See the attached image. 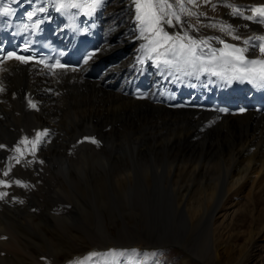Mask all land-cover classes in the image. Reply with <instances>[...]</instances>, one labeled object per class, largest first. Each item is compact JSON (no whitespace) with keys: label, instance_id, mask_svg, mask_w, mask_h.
I'll return each mask as SVG.
<instances>
[{"label":"bare ground","instance_id":"obj_1","mask_svg":"<svg viewBox=\"0 0 264 264\" xmlns=\"http://www.w3.org/2000/svg\"><path fill=\"white\" fill-rule=\"evenodd\" d=\"M167 2L174 4L170 11L181 20L178 24L172 16L171 26L162 25L163 32L173 40H167L163 32L147 23L141 29L145 35H138L136 30L141 27V21L137 0H112L104 17L111 20L108 30L114 44L107 45L98 58L122 49L128 54L112 71L131 64L138 67L146 62L157 69L161 66L156 63L165 59L175 38L184 37L185 33L205 48L238 42L254 49L257 45L253 40L264 36V30L254 18L247 19L254 17L249 5L264 0H182L184 12L174 0ZM188 12L192 15H187ZM184 40L190 42L188 38ZM25 90L30 91L37 107H29L22 99ZM37 127L43 129L38 143ZM21 129L29 133L31 141L27 145L19 144L20 151L14 153L9 143L20 137ZM80 136L85 138L77 145L75 140ZM0 145L4 146L0 148V264H54L62 243L55 242L50 233L58 239L71 231L77 237L86 233L93 247H110L113 238L106 233L101 216L95 218L93 226L87 217L91 214L89 203L95 204L98 200L103 207L109 199L132 194L135 192L132 191L135 166L148 163L145 158L161 160L166 152L172 153L178 161L170 163L174 172L186 173L189 183L170 178V190L164 191L159 168L152 178L145 173L141 185L152 197L136 195L130 210L142 219L144 236L148 239L159 236V241L171 240L167 235L155 232L161 228L157 223L152 222V227L149 226L154 216L159 220V209L170 208L179 214L182 225L187 222L193 228L209 232L202 244L203 262L207 252L214 257L222 254L230 261L234 246L229 243L217 250L216 241L212 242L219 224L213 227L211 223L210 216L215 207H210V203L215 196L220 199L233 190L243 192L251 180L245 204L240 208L244 215L243 229L236 231L237 240L241 242L238 251L244 253L250 242L264 239V219L261 218L264 215L262 114L245 112L239 116L219 117L212 113L167 109L148 100L136 101L122 96L96 82H70L68 78H57L51 84L28 66L8 63L0 76ZM5 161L10 162L7 168ZM220 165H230L221 191L217 181H206L210 177L209 169L216 166L217 171ZM194 185H198L195 196L192 194ZM23 189H30L35 198L34 202L31 197L27 199L31 202L28 207L20 204ZM256 194L260 195V208H257ZM153 198L159 202L156 207ZM185 199L187 204H184ZM110 212H113L112 208ZM232 223L227 222V232L236 228ZM42 225L50 232L44 231ZM88 228H95L97 234L88 233ZM39 230L42 232L40 240L36 238ZM133 233L126 224L121 227L119 235L126 239L121 243H132ZM90 259L91 252L78 264H88ZM186 261L183 257L182 262Z\"/></svg>","mask_w":264,"mask_h":264},{"label":"rangeland","instance_id":"obj_2","mask_svg":"<svg viewBox=\"0 0 264 264\" xmlns=\"http://www.w3.org/2000/svg\"><path fill=\"white\" fill-rule=\"evenodd\" d=\"M169 153L170 152L163 153L162 156L160 157L162 158L161 160L152 157L145 158L148 163L145 162L146 163L145 164L144 162H141L138 168L137 165L135 166V168L137 169L136 171L137 173L135 172L136 179L134 186L132 188V191L135 192H132V194L129 193L128 196L125 197L121 196L120 198L109 199L108 202L105 203L106 205H104L103 207L100 206L98 200H97L98 204L96 203V200H95V204L89 203V205L91 206L92 215L87 214V217L91 220L92 226L93 224H96L95 218L101 216L103 222L102 224L103 227H105L104 229L106 233H108L110 238L111 237L113 238L112 242H115L114 244L111 242L112 245L110 246V248L109 246L103 247L106 248L107 251H103L104 249L102 247L101 248L97 246L93 247L91 243H89L90 241L88 240L89 238L87 237L86 233L82 234L80 237L78 236L79 237L78 238L76 234H74L75 232L71 231L70 233H67L65 236H62L60 239H58L56 235L50 233L51 237L55 242L58 243L59 241L62 243V250L59 251V254L55 256L56 262L54 264H68V262L76 263V261L78 262L81 256L89 253L92 248H99L100 252L96 251V254L94 256L93 255L91 256V259L88 262V264H162V263L163 264H239V261H241V264L242 263L264 264V239H259L258 241L256 240L255 242H250L248 244V247H246L245 249V251L247 252L244 251L243 253L242 251L240 253L238 251L241 242L237 240L236 231L243 229V215H244V211H242L240 208L245 204L246 192L250 189L252 183L251 180L243 188L244 189L243 192H235L232 189L233 191L227 193L228 196L222 195L220 199H218L215 196L210 203V207L212 206L215 207L213 213L210 216L211 223L213 227H216V224H219L217 229L215 230L214 236L212 237V242L216 241L215 248H217V250L221 246L226 244L228 245L229 243L231 244L230 246H234L233 258L230 261H227L225 256L222 254L219 257H214L213 255L211 256L209 255L211 254L210 252H207L204 257L205 261L203 262V257L200 254H201L202 244L203 242H205V239L208 237L207 234L209 232L206 233V230L204 229L198 230L195 227L193 228V226L189 225L187 222L184 223V225H182L183 223L181 224V221L179 220V214L175 213L170 208H168V210L159 209L158 210L160 213L159 220H157L158 216H154L153 221L149 223V226L152 227L153 223H157L158 228L160 226L161 228L156 230L155 232L158 234L167 235L171 240L159 241L158 239L159 236H156L155 239H148L146 236L143 235L142 219L139 216H135L133 213H131L133 211L130 210L131 207L134 206L136 195H140L142 197H145V195L152 197L141 185V182L145 178L146 175L145 173H148L150 178H152L155 176L156 169L159 168L158 171H160V173L162 174L161 185L164 191L167 188L168 190H170V178H177L179 181L189 183V180L187 179L188 175L186 173L174 172L173 167L171 166L170 163H172V161L178 163V161L177 159H174V155L172 153L170 154ZM167 158L169 161L167 160ZM165 164H167V166ZM216 166H213L212 168L209 169L208 176L210 177L207 176L208 179L206 181L210 179L217 181L219 185L218 190L221 191L222 189L224 190L225 174L228 172L229 169L228 167L230 165L229 166L227 165L225 167L224 165H220L218 166L220 169L217 167V171H215ZM213 171L215 172L213 173ZM172 173H175L176 175ZM194 186L196 188L192 187L193 189L192 188L190 189L194 191L192 194H194L195 196L196 190L198 189L197 188L198 185L197 186L194 185ZM21 193H22L20 200V202L22 201L20 203L21 205L28 207L31 204V202L27 201L29 197H31L34 202L35 198L32 195V191L30 189H23L21 190ZM256 198H257V203H256L257 208H260L261 205H259L260 203L258 204L260 195H257ZM153 201L155 202V207H156L159 202L155 198H153ZM175 201L176 199H174L173 202L174 205L176 204ZM184 204H187V199L184 200ZM122 205H125L123 206V209L121 208ZM205 207H206V203L202 204L203 211L205 210ZM111 208L113 209L112 213L110 212ZM96 209L100 211H94ZM89 210L90 209L88 208L87 211L90 212ZM261 212H259V215L262 214ZM263 216L264 215L262 214L261 215L262 219H264ZM231 217L232 218L235 217V219L234 218L232 219ZM228 221H231V223L233 222L232 223L233 227L234 228L236 227L234 231L230 230L229 231L230 233L227 232L228 229L225 227ZM164 222L166 223L164 224ZM125 224L130 229H132V231H134L133 240L131 241L132 243L130 244L128 242L121 243V241H126L124 237H121L119 235V231H121V227H123ZM41 227L44 231L50 232L48 231L47 226L42 225ZM95 228L92 229L88 228L87 230L88 233L95 232V234H97ZM41 236H42V232L39 230L38 235H36V238L40 240L42 239ZM183 257H186L187 259V261L184 263L182 262ZM27 264H31V263L27 262Z\"/></svg>","mask_w":264,"mask_h":264},{"label":"snow or ice","instance_id":"obj_3","mask_svg":"<svg viewBox=\"0 0 264 264\" xmlns=\"http://www.w3.org/2000/svg\"><path fill=\"white\" fill-rule=\"evenodd\" d=\"M189 2H192V0H189ZM174 3L176 5L179 6L180 11L184 12V6H183V2L182 0H174ZM88 7L89 8V14H91V11L95 10L96 4H89V5H80V4H76V3H71V4H61L60 8H65V7H71V8H80V7ZM137 9L140 12V14L138 15V19L141 21V23H148L150 24L153 28H157L159 32H163V28L162 25L163 24H168V25H172L173 21L171 19L172 16H175V20L176 23H180V16L176 15L174 12L170 11L174 4L173 3H168L167 0H143V3L140 2V0H137ZM40 11H44L43 8L39 9ZM7 11V10H5ZM252 11L254 13H258L259 16L264 17V6H261L259 8H253ZM187 15H192L191 12H188ZM254 17H247V19H253ZM163 36L167 39V40H173L174 38L171 36H168V34L166 32H163ZM188 38L190 40V43L188 45H181L182 48H186L187 53L193 57V59H196V41L191 40L190 37H187V34L185 33L184 37H176L175 39H185ZM259 39L264 40V37H261ZM203 43V42H201ZM174 49L169 47L168 51H173ZM237 52L242 51L241 49H236ZM260 51L261 53H264V44L260 45ZM14 57V53H9L8 57H6V59L9 58H13ZM16 59L18 60H22L23 62H27L24 61L23 57H19V56H15ZM241 61L243 62V58H240ZM165 63H171V61H165ZM253 66L255 65H260L261 67L259 68V70H256L255 68L252 69H247L246 71H252L254 72V76L253 79H258L261 82H264V60H253L250 62ZM62 67V66H60ZM247 78V77H245ZM33 107H35V105H33ZM42 134L41 133H37L36 134V143L39 142L40 138H41ZM95 142V141H93ZM22 143H24L22 141ZM4 147L3 145H0V148ZM17 151H20L19 148H17ZM19 162V161H18ZM5 175H7V172L5 173ZM17 183H19V181H17Z\"/></svg>","mask_w":264,"mask_h":264}]
</instances>
